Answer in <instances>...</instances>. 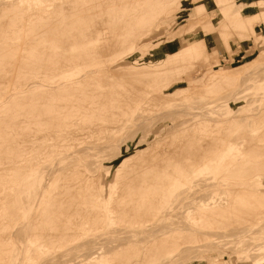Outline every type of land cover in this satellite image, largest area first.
<instances>
[{"label":"rangeland","instance_id":"1","mask_svg":"<svg viewBox=\"0 0 264 264\" xmlns=\"http://www.w3.org/2000/svg\"><path fill=\"white\" fill-rule=\"evenodd\" d=\"M56 1H59L62 5L65 3L67 8L58 12L55 6ZM259 1L261 0H224L222 3V0H217V2L215 0H108L105 5L106 9L103 8L100 14H87L85 17L79 14L73 15L72 8L74 4L70 0L46 1V3L51 4L47 9L50 16L48 19L51 23L49 31H68L71 27L68 32L70 38H62L65 41V46L59 49L55 43L54 47H50L52 51L61 50L63 56L68 54L73 56L77 52H83L85 58L95 56L98 52L101 59L107 60V62L100 63V65L104 64L103 66L98 65L99 70L89 78L90 81L88 79L83 80L76 88L77 91H82L83 88L84 91H87L92 88L90 91L88 90L90 93L93 90L92 93H95V91L101 92L102 98H99L100 101L99 99L95 101L96 103L99 102V105L92 104L93 102L90 103L91 105L87 108L90 112H84V115L88 116L85 122H91L94 119L91 117L97 114L99 120H96V122L94 120L93 123L97 124L101 121L105 126L100 124L99 127L97 124L99 132H95L98 135L96 138L95 133L90 136L87 135L88 140L87 137L85 138L82 135L84 141L80 139L81 143L79 145L69 148L67 146L62 149L64 151L61 150V144L66 142L65 139H68L65 138L66 135L64 134L63 137L54 134V139L52 136L50 142L54 141L51 143V149L43 145L38 148H36L37 146L32 147L29 145V141L20 143L21 149H17L19 146L13 139L14 137L22 139V136L13 134L8 144L0 142V199H3L1 203L8 206V209H0V212L8 210L12 213L11 216L0 215V264H95V262L96 264H102V262L104 264L105 262H108V264H264V88H261V85L264 86V2L258 3ZM2 9L0 8V74L3 75V78H0V86L5 83V77L8 78L10 75H14L15 67L21 68L20 61L27 59L32 52L35 54L36 49H38L39 37L42 36L41 31L24 32V29L19 27L22 23L20 14L13 9ZM225 11L227 12L225 13ZM202 13L204 14L202 15ZM200 14L202 16H199ZM10 22L11 24H8ZM78 23L81 25L79 24L80 27L77 28ZM32 25V22H26V27L31 28ZM144 25L147 26V30L146 28L144 30ZM192 25L193 27H190ZM17 28L18 30H16ZM183 28L188 29V31ZM91 29L93 30L91 31ZM32 37L37 39L35 43L31 44L30 38ZM195 40H202L205 43L206 51L201 47V50L205 51L203 54H201L200 48L197 47L196 55L192 58L186 57L179 61L175 59L176 63H182L183 67L177 64L172 66L165 78L159 79L157 75L150 71H147L148 75L140 76L139 71L141 69L150 70V67H154L157 61L166 59L171 53L174 54L178 50H183L190 43H194ZM71 41L74 42L71 43ZM76 41L80 42L77 43ZM22 43H26L25 47L22 46ZM93 48L94 50H92ZM8 51H11V53ZM13 52H15L14 55ZM20 53L28 56L23 57ZM41 55L46 56V54ZM114 59H121V66L118 67L117 71L114 69L115 64L112 62L115 61ZM6 60L13 61L8 65L13 68L9 74H5L8 72V66L4 63ZM110 61L111 63H109ZM105 64L109 67V70L108 67L104 68ZM110 70H114L115 73L110 72ZM213 70H227L229 76L222 82H215L213 85L207 86V93L204 89L199 91V93L204 91L203 93L199 94L197 92L193 96L191 94L181 95L177 100L178 106L163 105L159 102L150 103L148 102L149 99L145 97L151 86V93L160 92L164 94L187 87L190 84L203 83ZM105 71L106 75L104 74ZM153 76L155 78H152ZM177 79L178 81H176ZM234 82L236 83L233 86L244 88V94L247 96L245 95L236 102H228L227 94ZM115 84H118V86L114 88L113 85ZM143 84L147 86L145 87ZM134 86L140 88L138 90L141 91L137 92V88ZM93 87L98 88V90L93 89ZM131 90L134 93V95L132 94L133 97ZM58 92L56 91V94ZM69 93L71 94V92ZM123 93L131 96V98L124 96L127 99L133 98L131 103H128L127 100H120L119 97ZM102 94L107 98L114 94V97H116L114 103L112 101L107 102L106 97ZM197 94L198 96L201 95L200 98L197 97ZM134 96H136L135 99ZM69 97L67 96L66 99L62 100V105H64L61 108L62 113L71 111L73 102L77 105L81 104L75 101L65 103L67 99H73V97ZM140 98L139 103L136 102ZM49 103L56 104L57 102L53 99L44 100L42 105L47 106ZM28 104L26 103V105ZM93 105H97L99 108L95 107L96 110H91L90 107H94ZM107 105L113 106L114 111H106ZM14 107L22 108L23 105H18L16 100L7 103L4 109L14 112ZM203 107L206 108L202 110ZM127 108H131L132 111H126ZM1 111L2 108L0 115L2 114ZM174 111L175 113H173ZM164 112L166 118H163L165 117ZM100 114L109 117L114 115L116 119L124 116L127 120L118 124L117 120H113L111 117L109 121L104 120V118L101 119L102 117L108 118V116ZM137 117L138 119H136ZM206 117L209 119H204ZM210 119L211 121H209ZM202 120L203 122L206 120L205 123L209 122L211 125L218 124V130L216 127L210 126H205L200 130L199 126L195 125ZM72 122L76 121L72 120ZM0 123L2 125L1 120ZM77 123L75 125H82V128L78 126L76 130L74 129L75 125H72L73 128L72 126L68 127L67 131L72 129L71 133L74 130H76L75 133H78L79 130V133L85 134L87 129L83 132V121L80 119ZM178 123H182L180 127L188 126V128L178 135L168 133ZM107 124L115 126L111 129L110 137H106L108 135ZM92 137L94 138L93 143L91 142ZM77 138H80V134ZM176 138L181 143L178 144ZM227 140L241 147L242 154L236 156L239 157V160L235 158L219 160V155L222 152L221 148L225 147L224 143L226 144ZM78 141L71 140L72 143ZM118 141L120 143L117 144ZM92 144L94 146L97 144L99 147L97 145L93 147ZM116 144L119 146H115ZM25 145L27 146L24 148ZM210 145L213 147L212 149ZM90 149L94 150H91V152ZM141 150H146L148 154H143L144 156L138 158L132 156ZM97 151L101 154L95 155ZM176 151L178 152L175 153ZM90 152L92 155H90ZM153 153L158 157L156 158ZM126 156L131 157L127 158ZM211 156L214 158L210 159ZM89 161L90 165L94 162L93 168L97 164L95 170L91 166L88 167ZM118 162H124V167L117 166L116 163ZM98 165L102 166L105 172L101 174L96 171ZM109 166L111 168H108ZM118 167L122 174L116 172L117 176L114 169L117 170ZM8 168L13 173L11 179L6 177L9 171ZM39 171L40 173L43 172L41 176L44 177L43 181L47 185L43 193L37 197L35 187L38 181L35 176L39 177ZM109 171H111L110 174ZM94 172H97L96 175ZM107 173L109 175L106 177L105 174ZM85 178H87V181ZM103 178L110 180L113 178L115 185L124 187L125 193L123 192L122 195L126 196L125 199L117 200V203L123 204L121 205L122 208L115 207L116 199L113 201L112 209H115L113 214L115 222L111 225L98 223L101 217L100 212L98 208H93L91 205L93 194L88 190L89 187L94 188L100 185ZM84 180L86 185L82 183ZM89 180L94 185L91 186ZM80 185H83V187ZM86 188L87 190H85ZM251 190H254L255 193ZM166 195H172V200L164 206L161 210L162 213H155L158 205L169 200ZM144 197H147V199ZM225 202L228 203V206ZM31 204L36 207H31ZM53 204H57L55 211H51L54 209ZM216 204H218V207L220 204L223 206L226 204L227 206L226 210L221 209V216L208 217L207 214L200 216L203 211L202 207H210ZM121 209L125 213L118 216L117 212H121ZM208 211L211 210L208 209ZM86 212H91L89 221L92 224L88 221ZM226 213L227 215H225ZM42 215L43 217H41ZM74 216H77V218H73ZM79 216H83L82 220L85 223L81 221ZM5 217L10 219L7 226H5L6 223H2ZM75 221L79 223L77 222V224ZM87 223L88 225H86ZM38 225L39 227H37ZM177 227L184 231L179 232L180 235H176L177 232H174L172 237L170 231ZM37 228L39 229L37 230ZM17 230L18 234L16 233ZM6 231L7 233L9 231L10 233L11 231L14 232L12 240L7 241L1 238V236L7 235ZM3 232L6 234L3 235ZM47 236L49 237L47 238ZM34 238L35 241L40 240L36 241L38 245ZM43 238H46V240ZM92 238H94V242ZM30 241L36 246H33ZM172 242L174 243L173 247L176 246L173 250L168 248V245H171ZM39 243H41V246ZM37 246H40L44 252ZM36 250H39L40 253ZM97 250L101 251V254L98 255L102 256V262L100 259L95 258L94 260L92 258V256H96ZM27 252L30 253L26 256ZM28 258L30 261H28ZM31 259L34 260L31 261ZM88 260L92 261L88 263Z\"/></svg>","mask_w":264,"mask_h":264},{"label":"bare ground","instance_id":"2","mask_svg":"<svg viewBox=\"0 0 264 264\" xmlns=\"http://www.w3.org/2000/svg\"><path fill=\"white\" fill-rule=\"evenodd\" d=\"M46 1L47 0H0V8L2 9H4V8H7L8 10L9 9H13V10H15L17 13H19L20 14V19H22L21 20V22L22 23H20L21 25L19 26V27H21V29H24V32H29L30 31V33L32 32V31H41V33H42V36H40L39 37V43L37 44L38 45V49H36V52H35V54L32 52V53H30V55L28 56V55H26V54H23L22 55V53H20L23 57H27L28 56V58L27 59H23L22 61H20L21 62V68H16L15 67V69L16 70H14L13 71V73H14V75H10V77H8V78H6L5 77V83L4 84H2L1 86H0V110H1V108H2V114L0 115V120L2 121V125H1V123H0V142H2V143H7L8 144V142H9V140H11L10 138L12 137L11 135L13 134V135H20V136H22L21 138L22 139H20V137H14V141L17 143V145L19 146V144L20 143H23L24 141H29V145L30 146H32V147H36V148H38V147H42V145L44 146V147H49V149H51L52 147V142L54 141V140H52V142H50V140L52 139V136H53V139L55 138V136H54V134H58L60 137L62 136L63 137V134L64 135H66L65 136V138H68L67 140L65 139V143H62L61 144V146H62V148H61V150L63 149V148H65V147H67L68 146V148L69 147H71V146H77V145H79L80 143H81V141H80V139L81 140H83L84 141V139H83V137H81L82 135L86 138L87 137V135L88 136H90L91 134H93V133H95V132H99V130H98V126L100 125V124H104V123H102L101 121L99 122V123H97L98 124V126H97V124L96 123H93L94 122V120H95V122H96V120H99V117H97V114L96 115H93L91 118L93 119V121H87V122H85V120L87 119V117L88 116H85L84 115V112H87L88 111V109L87 108H89V106L91 105L90 103H92V104H94V103H96L95 101H97L99 98L101 99L102 97H101V92L100 91H95V93H90L89 91H90V89H92V88H90V89H86L87 91H84V88H83V90L82 91H80L79 89V91H77V85L82 81L83 82V80L85 81L86 79H88L89 80V78L90 77H92V75L94 74V73H97V71L99 70V67H98V65H100V63H103V62H107V60H105V59H101L99 56H98V52H96L97 53V55H95V56H90V57H84V55H83V52H77L76 53V55L74 54L73 56H69L70 54H68V55H66V56H63L62 55V52H61V50H58L57 52H55V51H52L51 49H50V47H54V44L56 43L57 45H58V47H59V49H61L63 46H65V41H63L62 40V38H70V37H68V32L71 30V27H70V30H68V31H66V30H61V31H57V32H50L49 31V27H50V25H51V23H50V21H49V19H48V17H50L49 15H48V7L51 5L50 3H46ZM66 1V0H65ZM262 1L264 2V0H261V1H259L258 3H262ZM59 2V1H58ZM57 1H56V4H55V6L57 7L56 9H57V11L59 12V11H62V10H64V9H66L67 7H66V5H65V3H63L64 5H62L60 2L58 3ZM68 2V1H67ZM70 2H72L74 5H73V8H72V13H73V15H76V14H79V15H81V16H83V17H85L87 14H90V15H92V14H95V15H98V14H100L101 13V11H103L102 9L103 8H105V5H106V2H108V0H70ZM177 3V2H176ZM255 3V2H254ZM68 4H69V2H68ZM111 4V3H110ZM109 4V5H110ZM116 4V3H115ZM108 5V6H109ZM113 5V4H112ZM177 5V4H176ZM111 6V5H110ZM204 6V5H203ZM174 8V7H173ZM2 9V10H3ZM106 9V8H105ZM200 9H204V8H200ZM172 12V11H171ZM227 11H225V13H226ZM238 12H239V10H238ZM52 13V12H51ZM60 13H64V12H60ZM71 13V14H72ZM53 14V13H52ZM107 14V13H106ZM109 14V13H108ZM204 13H202V15H203ZM228 14V13H227ZM4 15V14H3ZM110 15V14H109ZM112 15V14H111ZM144 15V14H143ZM201 14L199 15V16H202ZM2 16V15H1ZM89 16V15H88ZM87 16V17H88ZM145 16V15H144ZM94 17V16H93ZM110 17H112V16H110ZM204 17V16H203ZM82 18V17H81ZM97 18V17H96ZM100 18V17H99ZM108 18H109V16H108ZM146 18V17H145ZM150 18V17H149ZM202 19V18H201ZM74 20V19H73ZM94 20V19H93ZM99 20V19H98ZM106 20V19H105ZM203 20H204V18H203ZM202 20V21H203ZM7 21V20H6ZM20 21V20H19ZM77 21V20H76ZM75 21V22H76ZM83 21H85V20H83ZM108 21V20H107ZM138 21V20H137ZM151 21V20H150ZM8 22V21H7ZM26 22H32L33 23V25H32V27L31 28H29V27H26ZM35 22V23H34ZM74 22V23H75ZM95 22H96V20H95ZM19 23V22H18ZM86 23V22H85ZM142 23V22H141ZM149 23V22H148ZM8 24H11V22L10 23H8ZM80 23H78V25H79ZM97 24V23H96ZM95 24V26H97ZM98 24H99V22H98ZM145 24V23H144ZM15 25V24H14ZM77 25V28L78 27H80V25L78 26ZM186 25V24H185ZM12 26V25H11ZM10 26V27H11ZM138 26H140V25H138ZM145 26V25H144ZM196 26V25H195ZM17 27V26H16ZM150 27H151V25H150ZM184 27V26H183ZM190 27H193V25L192 26H190ZM189 27V28H190ZM75 28V27H74ZM93 28V27H92ZM97 29H99L98 27H96ZM101 28V27H100ZM145 28H146V30H147V26H145L144 27V30H145ZM149 28V27H148ZM195 28V27H194ZM224 28V27H223ZM14 29V28H13ZM84 29V28H83ZM96 29V30H97ZM142 29H143V27H142ZM151 29V28H150ZM184 30L186 29V28H183ZM229 29V28H228ZM16 30H18V28L16 29ZM76 30V29H75ZM81 31H82V28L80 29ZM93 29H91V31H92ZM95 30V31H96ZM143 30V31H144ZM190 31H191V29H189ZM225 30H227V29H225ZM50 32V33H48V34H46L47 32ZM90 31V30H89ZM94 31V33H96ZM98 31V30H97ZM186 31H188V29H186ZM185 31V32H186ZM228 31V30H227ZM227 31H225V32H227ZM9 32V31H8ZM72 32V31H71ZM88 32V31H87ZM86 32V33H87ZM99 32V31H98ZM183 32V31H182ZM73 33V32H72ZM45 34V35H44ZM90 34H91V32H90ZM142 34V33H141ZM227 34V33H226ZM255 34V33H254ZM13 35V34H12ZM72 35V34H71ZM78 35V34H77ZM88 36H89V34H87ZM98 35V34H97ZM228 35V34H227ZM83 36H84V34H83ZM87 36V37H88ZM91 37V36H90ZM89 37V38H90ZM93 37V36H92ZM228 37V36H227ZM263 37V36H262ZM7 38V37H6ZM9 38H10V36H9ZM8 38V39H9ZM83 38H85V37H83ZM98 38V37H97ZM103 38V37H102ZM36 39L37 38H35V37H32V38H30V40H31V44L32 43H35V41H36ZM72 39V38H71ZM81 39V38H80ZM91 39V38H90ZM74 40V39H73ZM205 40V39H204ZM83 41V40H82ZM260 41V40H259ZM74 42V41H73ZM72 41H71V43H73ZM77 42V41H76ZM78 42H80V41H78ZM77 42V43H78ZM88 42V41H87ZM261 42V41H260ZM19 43V42H18ZM26 43H28V42H26ZM25 43V44H26ZM82 43V42H81ZM23 44V43H22ZM25 44H23L22 46H24L25 47ZM9 45H10V43H9ZM14 45V44H13ZM29 45V44H28ZM34 45V44H33ZM71 45V44H70ZM21 46V47H22ZM97 46V45H96ZM95 46V47H96ZM28 47H30V46H28ZM94 47V48H95ZM197 47H199L200 48V50H201V47L202 48H204V50L206 51V45H205V43L202 41V40H198V41H196L195 40V42L194 43H190L188 46H186L185 48H183V50H178V51H176V52H174V54L173 53H171L166 59H164V60H161V61H157L156 62V65L154 66V67H150V70L148 69V70H146V69H141L138 73L140 74V76H145V75H148V73H147V71H150V72H152V73H154L155 75H157V77H159V79L160 78H165V76L168 74V71H170V69H172V66H175L176 64L177 65H183L182 63H180V62H177L176 63V61H175V59H177V61H179V60H181L182 58H186V57H188L189 59L190 58H192L194 55H196V50H198V48ZM16 48V47H15ZM18 48V47H17ZM16 48V49H17ZM23 48V47H22ZM94 48L92 49V50H94ZM19 49H21V48H19ZM90 49V48H89ZM108 49V48H107ZM182 49V48H181ZM24 51H25V49H23ZM23 50H20V51H23ZM57 50V49H56ZM76 50V49H75ZM91 50V49H90ZM96 50H97V48H96ZM106 50V49H105ZM204 50H201V54H203L205 51ZM83 51V50H82ZM87 51H89V50H87ZM98 51V50H97ZM110 51V50H109ZM113 51V50H112ZM8 52H10L11 53V51H8ZM100 52H101V50H100ZM99 52V53H100ZM14 53L15 52H13L12 54L14 55ZM17 53V52H16ZM69 53V52H68ZM87 53V52H86ZM41 54H46V56L45 57H43ZM88 54V53H87ZM90 54H92L91 52H90ZM105 54V53H104ZM10 55V54H9ZM15 55H17V54H15ZM205 55H206V53H205ZM204 55V56H205ZM106 56V55H105ZM9 57V56H8ZM8 57H7V59H8ZM19 57V56H18ZM198 57H199V55H198ZM16 58H17V56H16ZM44 58V59H43ZM120 58V57H119ZM11 59V58H10ZM14 60H16V59H14ZM19 60V59H18ZM115 60V59H114ZM17 61V60H16ZM2 62H3V59H2ZM13 61L12 60H6L4 63L8 66V65H10L11 63H12ZM113 62V64H115V66H114V69L117 71V69H118V67H120L121 66V59L120 60H115V61H112ZM136 62V61H135ZM183 62H184V59H183ZM109 63H111V61L109 62ZM178 63H180V64H178ZM185 63V62H184ZM108 64V63H107ZM112 64V65H113ZM150 64V63H149ZM155 64V63H154ZM153 64V65H154ZM5 65V66H6ZM17 65H18V63H17ZM17 65H15V66H17ZM104 65V64H103ZM103 65H100V67L101 66H103ZM146 65V64H145ZM4 66V65H3ZM111 66V65H110ZM151 66H152V64H151ZM106 67H108V66H106V64H105V66H104V68H106ZM141 67V66H140ZM183 67V66H182ZM211 67V66H210ZM125 68V67H124ZM174 68V67H173ZM7 71L8 72H6L5 73V71H4V73L5 74H9L10 72H12V69L13 68H11V67H7ZM108 70H109V67L107 68ZM130 69V68H129ZM133 69H135V68H133ZM4 70V69H3ZM120 70V69H119ZM132 70V69H131ZM139 70V69H138ZM184 70V69H183ZM100 71H102V70H100ZM114 71V70H113ZM112 70H110V72H113ZM123 71V70H122ZM121 71V72H122ZM126 71V70H125ZM185 71V70H184ZM109 72V71H108ZM132 72V71H131ZM135 72V71H134ZM186 72V71H185ZM106 73V71L104 72V74ZM113 73H115V72H113ZM137 73V74H138ZM4 74V75H5ZM107 74V73H106ZM105 74V75H106ZM109 74V73H108ZM130 74V73H129ZM98 75V74H97ZM111 75H112V73H111ZM135 75V74H134ZM181 75H183V74H181ZM189 75V74H188ZM101 76V75H100ZM110 76V75H109ZM114 77H115V75H113ZM151 76V75H150ZM184 76H185V74H184ZM228 76H229V71H227V70H213L212 72H210L209 74H208V76H207V78L204 80V82L203 83H198V84H190V85H188L187 87H183V88H179V89H175V91H170L169 93H160V92H154V93H151V88H152V86L150 87V90H146L147 91V93H146V95H145V97L147 98V99H149V101L148 102H150V103H154V102H159V103H162L163 105L165 104V105H170V106H172V105H176V106H178L177 104H179L178 102H177V100L180 98V96L181 95H183V94H191L192 96H193V94L194 93H199V91L200 90H204L205 89V92L207 93V91H206V87L207 86H210V85H213L215 82H222V81H224L226 78H228ZM0 78H3V75H1L0 74ZM152 78H155V76H153ZM176 78V77H175ZM181 78V77H180ZM180 78H178V79H180ZM186 79H187V77H185ZM128 79V78H127ZM157 79V78H156ZM173 79V78H172ZM178 79L176 80V81H178ZM183 79V78H182ZM253 79V78H252ZM93 80V79H92ZM91 80V81H92ZM116 80V79H115ZM148 80V79H147ZM155 80V79H154ZM90 81V80H89ZM110 81V80H109ZM108 81V82H109ZM146 81V80H145ZM152 81V80H151ZM161 81V80H160ZM167 81V80H166ZM169 81V80H168ZM180 81H182V80H180ZM144 82V81H143ZM157 82V81H156ZM159 82V81H158ZM237 82V81H236ZM236 82H234V83H232L231 85H232V87L229 89V92H228V94H227V101L229 102V101H233V102H236L238 99H240V98H242V97H244L246 94H244V91H245V89L244 88H241L240 86L239 87H235V85L233 86V84H235ZM102 83H104L103 81H102ZM109 83H111V82H109ZM121 83V82H120ZM153 83H154V81H153ZM166 83V82H165ZM81 84V83H80ZM90 84H91V82H90ZM105 84V83H104ZM123 84V83H122ZM151 84H152V82H151ZM168 84V83H167ZM83 85H85V84H83ZM144 85V84H143ZM150 85V84H149ZM158 85V84H157ZM104 86V85H103ZM118 86V84H115V85H113V87L115 88V87H117ZM145 86V85H144ZM147 86V85H146ZM145 86V87H146ZM83 87H85V86H83ZM96 87V86H95ZM95 87H93V89H95V90H98V88L96 89ZM108 87V86H107ZM135 87V86H134ZM86 88V87H85ZM110 88V87H109ZM135 88H137V87H135ZM166 88V87H165ZM261 88H264V86L263 85H261ZM102 89H104V88H102ZM138 89H140V88H137L136 90H137V92L138 91H141V90H138ZM56 91L58 92V94H56ZM105 91V90H104ZM115 91V90H114ZM132 91V90H131ZM145 91V92H146ZM69 92H71V94L69 93ZM119 92V91H118ZM126 92H127V90H126ZM144 92V91H143ZM204 92V91H203ZM202 91L200 92V93H203ZM108 93V92H107ZM110 93V92H109ZM116 93V92H115ZM120 93V92H119ZM131 93V92H130ZM136 93V92H135ZM199 93V94H200ZM56 94V95H55ZM121 94V93H120ZM134 95V93H133V91H132V93H131V95ZM138 94V93H137ZM103 95V94H102ZM111 95V94H110ZM133 95H132V97H133ZM143 95V94H142ZM165 95H167L166 97H165ZM203 95V94H202ZM67 96H70V97H73V99L71 98V99H67V102H65V103H67L68 104V101H75V102H79V103H81L80 105L78 104H75L74 102H73V107H72V110L71 111H69V112H67V113H62V111L63 110H61V108H62V106H64V105H62V100H64V99H66L67 98ZM104 96V95H103ZM107 96H109V95H107ZM116 96V95H115ZM124 96H129V95H127L126 93H123V95H121L119 98H120V100L121 101H128V103H131L132 102V99H127V97H124ZM137 96V95H136ZM136 96H134V99H135V97ZM139 96V95H138ZM195 96V95H194ZM199 96H201V95H199ZM198 96V94H197V97H199ZM247 96V95H246ZM69 97V98H70ZM104 97H106V96H104ZM130 98H131V96H129ZM143 97V96H142ZM183 97V96H182ZM203 97H205V96H203ZM202 97V98H203ZM89 98V99H88ZM159 98H161V99H159ZM200 98V97H199ZM50 99H53V100H55L57 103L56 104H52V103H49L47 106H44V104L42 105V102H44V100L45 101H47V100H50ZM100 99H99V101H100ZM106 99H107V102H109V101H112L113 103H114V101H115V99H116V97H114V94L113 95H111V96H109L108 98L106 97ZM144 99V98H143ZM182 99V98H181ZM244 99V98H243ZM242 99V100H243ZM264 99V98H263ZM18 101V105H20V104H22L23 105V107L22 108H19V107H14L13 108V110H14V112H10V111H6L5 109H4V107H5V105L7 104V103H9V102H12V101ZM61 100V101H60ZM141 100V98L140 99H137L136 100V102H138L139 103V101ZM159 100V101H158ZM162 100V101H161ZM102 101V100H101ZM104 102H105V100H104ZM142 102V101H141ZM209 102V101H208ZM26 103H29L28 105H26ZM96 104H98L99 105V102L98 103H96ZM106 104V103H105ZM112 104V103H111ZM108 105H110L109 103H108ZM107 105V106H108ZM151 105V104H150ZM149 105V106H150ZM158 105H160V104H158ZM200 105H203V104H200ZM94 106V105H93ZM152 106V105H151ZM199 106V105H198ZM206 106V105H205ZM71 107V106H70ZM69 107V108H70ZM95 107H97V105L96 106H94V107H90V109L91 110H96L97 108H99V106L97 107V108H95ZM201 107V106H200ZM209 107V106H208ZM207 107V108H208ZM101 108V107H100ZM132 108V107H131ZM131 108H127L126 109V111H132L131 110ZM171 108V107H170ZM175 108V107H174ZM173 108V109H174ZM178 108H180V107H178ZM197 108V107H196ZM202 108V107H201ZM206 108V107H205ZM204 107H203V109L202 110H204L205 109ZM67 109V108H66ZM66 109H64L65 111H66ZM102 109V108H101ZM172 109V110H173ZM100 110V109H99ZM103 110V109H102ZM107 110H110V111H114V107L113 106H108V107H106V111ZM170 110V109H169ZM171 110V111H172ZM202 110H200V111H202ZM56 111V112H55ZM175 111H176V108H175ZM175 111L173 112V113H175ZM236 111V110H235ZM88 112H90V111H88ZM87 112V113H88ZM96 112V111H95ZM109 112V111H108ZM177 112V111H176ZM198 112V111H197ZM232 112V111H231ZM92 113V112H91ZM105 113V112H104ZM161 113H162V111H161ZM160 114V113H159ZM164 114V116H165V112L163 113ZM163 114H161V115H163ZM235 114V113H234ZM99 115V114H98ZM100 115H104V114H100ZM151 115V114H150ZM155 115V114H154ZM156 115H157V113H156ZM169 115V114H168ZM172 115V114H171ZM170 115V116H171ZM104 116H108V115H104ZM113 117H111V118H113V120L114 119H116V117L114 116V115H112ZM145 116V115H144ZM90 117V116H89ZM109 116H108V118H105V117H102L101 119H103L104 118V120L106 119L107 121H109L110 118ZM161 117V116H160ZM163 117V116H162ZM161 117V118H162ZM238 117V116H237ZM236 117V118H237ZM163 118H166V116L165 117H163ZM82 120L83 121V132H84V130L85 129H87V132L85 131V134H81V133H79V130H78V133L80 134V138H77V137H79V134L78 133H75V131L77 130V127L79 126V125H75V123H77V121L79 122V120ZM136 119H138V117L136 118ZM159 119V117L157 118V120ZM204 119H209V118H204ZM72 120H74V121H76V122H72ZM90 120V119H89ZM103 120V121H104ZM117 121V123L119 124V123H123V122H125L126 120H127V118H125L124 116H122L121 118H117L116 119ZM144 120V119H143ZM156 120V119H155ZM162 120V119H161ZM199 121H200V119H199ZM197 122V124L195 125V126H199V129L201 130L203 127L205 128V126H207V127H216L217 128V130H218V127H219V125L218 124H214V125H211V124H209V122L208 123H205L206 122V120H204V122H203V120L201 121V122ZM209 121H211V119L209 120ZM106 122V121H105ZM152 122V121H151ZM195 122V121H194ZM217 122V121H216ZM221 122V121H220ZM146 123V122H145ZM144 123V125H146ZM184 123V122H183ZM185 123H186V121H185ZM219 123V122H218ZM250 123V122H249ZM78 124V123H77ZM137 124V123H136ZM148 124V123H147ZM182 123H178V124H176V125H174L173 127H172V129H170V131L168 132V133H172V134H174V135H178V134H180L184 129H187L188 128V126H183V127H180V125H181ZM72 125H75L74 126V129H76V130H74V132L73 133H71L72 132V129H71V131H67V128L69 127H71ZM102 125H101V127H102ZM108 125V124H107ZM106 125V126H107ZM139 125V124H138ZM142 125V124H141ZM259 125V124H258ZM103 126H105V125H103ZM79 127H81L82 128V125H80ZM95 127H97V128H95ZM100 127V126H99ZM113 127H115L114 125H108V128H107V136L106 137H108L110 134H111V129H113ZM137 127V126H136ZM147 127H148V125H147ZM151 127H152V125H151ZM72 128H73V126H72ZM81 128H79V129H81ZM102 128H104V127H102ZM139 128V127H138ZM142 128H144L143 126H142ZM146 128V127H145ZM221 128V127H220ZM98 131H97V130ZM211 129V128H210ZM209 129V130H210ZM94 130H96V131H94ZM134 130V129H133ZM141 130V129H140ZM220 130V129H219ZM82 131V130H81ZM101 131H104V130H101ZM100 131V132H101ZM106 131V130H105ZM138 131V130H137ZM147 131V130H146ZM69 132H70V134H69ZM139 132V131H138ZM214 132V131H213ZM66 133V134H65ZM106 133V132H105ZM104 133V134H105ZM135 133H136V131H135ZM211 133V132H210ZM202 134V133H201ZM102 135V134H101ZM134 135V134H133ZM137 135V134H136ZM145 135V134H144ZM25 136V137H24ZM58 136V137H59ZM95 138L98 136V135H96V133H95ZM100 136V135H99ZM102 137V136H101ZM100 137V138H101ZM110 137V136H109ZM145 137V136H144ZM90 138V137H89ZM99 138V139H100ZM103 138V137H102ZM101 138V139H102ZM146 138V137H145ZM92 140H91V142L93 141L94 142V138L92 137L91 138ZM98 139V138H97ZM98 139V140H99ZM144 139V138H143ZM213 139V138H212ZM230 139V138H229ZM57 140H58V138H57ZM64 140V139H63ZM71 140H79L78 142H76V143H72L71 142ZM87 140H88V137H87ZM97 140V141H98ZM108 140V139H107ZM116 140H118V139H116ZM124 140V139H123ZM176 140H178V144L179 143H181V142H179V139H177L176 138ZM206 140H208V139H206ZM205 140V141H206ZM60 141V140H59ZM95 141H96V139H95ZM145 141V140H144ZM157 141V140H156ZM209 141V140H208ZM61 142V141H60ZM64 142V141H63ZM90 142V141H89ZM92 142V143H93ZM141 142H142V140H141ZM187 142V141H186ZM210 142V141H209ZM1 143V144H2ZM5 143V144H6ZM12 143H13V141H12ZM59 143V142H58ZM58 143H57V145H58ZM87 143H88V141H87ZM97 143H99V142H97ZM105 143V142H104ZM103 143V144H104ZM118 143H120L119 141L117 142V144ZM123 143V142H122ZM125 143H126V141H125ZM143 143V142H142ZM157 143V142H156ZM177 143V142H176ZM4 144V145H5ZM86 144V143H85ZM113 144V143H112ZM115 144V143H114ZM115 145V146H119V145ZM169 144V143H168ZM195 144V143H194ZM10 145H11V143H10ZM14 145V144H13ZM55 145H56V143H55ZM55 145H54V147H55ZM93 145V144H92ZM91 145V146H92ZM96 145L97 144H95V146L93 145V147H96ZM102 145V144H101ZM110 145H111V143H110ZM122 145V144H121ZM189 145V144H188ZM224 145H225V147H223V148H221V155H219L220 157H219V160H225V159H229V158H235V159H238L239 157H236L238 154H242V150H241V147L240 146H238L236 143H231V142H229L228 140H227V143L225 144L224 143ZM20 146H21V144H20ZM20 146H19V148H17V149H21L20 148ZM27 145H25L24 146V148L26 147ZM60 146V147H61ZM83 146H85V145H83ZM82 146V147H83ZM107 146H109V145H107ZM107 146H106V148H107ZM211 146V145H210ZM11 147H12V145H11ZM23 147V146H22ZM90 147V146H89ZM97 147H99L98 145H97ZM30 148V147H29ZM88 148V147H87ZM102 148V147H101ZM208 148H210V147H208ZM213 147L211 146V149H212ZM16 149V148H15ZM79 149H80V147H79ZM79 149H74V150H78V151H80ZM99 149V148H98ZM103 149H105V148H103ZM102 149V150H103ZM108 149V148H107ZM156 149V148H155ZM30 150H31V148H30ZM89 150V149H88ZM91 150H94V149H90V151ZM97 150V149H96ZM96 150H95V152H96ZM120 150V149H119ZM206 150V149H205ZM50 151H52V150H50ZM60 151V150H59ZM62 151H64V150H62ZM72 151V150H71ZM77 151V152H78ZM100 151V150H99ZM105 151H106V149H105ZM153 151V150H152ZM162 151V150H161ZM160 151V152H161ZM215 151V150H214ZM68 152H70V151H68ZM74 152V151H73ZM92 152V151H91ZM91 152H90V155H92L91 154ZM94 152V153H95ZM100 152H102L103 153V151H100ZM107 152V151H106ZM117 152V151H116ZM115 152V153H116ZM163 152V151H162ZM178 151H176L175 153H177ZM180 152V151H179ZM72 153V152H71ZM99 152L97 151V153H95V155H97ZM121 153V152H120ZM147 152H146V150L144 151V150H141L140 152H136L134 155H132V156H135V157H141L143 154L144 155H147L146 154ZM150 153V152H149ZM175 153H174V155H175ZM212 154H214L213 152H211ZM70 154V153H69ZM69 154H68V156H69ZM74 154V153H73ZM99 154H101V153H99ZM109 154V153H108ZM116 154H119V153H116ZM158 154H159V152H158ZM161 154V153H160ZM197 154V153H196ZM210 154V153H209ZM14 155V154H13ZM143 155V156H144ZM153 155L154 156H156L155 155V153H153ZM211 155V154H210ZM209 155V156H210ZM8 156V155H7ZM60 156V155H59ZM109 156V155H108ZM111 156V155H110ZM149 156V155H148ZM217 156V155H216ZM118 157V156H117ZM127 158L128 157H131V156H126ZM152 157V156H151ZM158 156H156V158H157ZM173 157V156H172ZM175 157V156H174ZM183 157V156H182ZM6 158H10V157H6ZM108 158V157H107ZM112 158V157H111ZM115 158H116V156H115ZM160 158V157H159ZM207 158V157H206ZM214 157H212L211 156V158L210 159H213ZM64 159V158H63ZM162 159V158H161ZM172 159V158H171ZM170 159V160H171ZM200 159V158H199ZM210 159H209V161H210ZM218 159V158H217ZM11 160V159H10ZM59 160V159H58ZM110 160V159H109ZM131 160H133V159H131ZM163 160V159H162ZM178 160V159H177ZM181 160V159H180ZM187 160H188V158H187ZM215 160V159H214ZM214 160H212V161H214ZM232 160V159H231ZM239 160V159H238ZM237 160V161H238ZM241 160H242V158H241ZM240 160V161H241ZM111 161V160H110ZM123 161H124V159H123ZM141 161H142V159H141ZM161 161V160H160ZM217 161V160H216ZM58 162V161H57ZM91 162H92V160H91ZM195 162V161H194ZM193 162V163H194ZM219 162V161H218ZM89 164H88V167L89 166H91L92 168H93V163H91L92 165H90V161L88 162ZM96 163H98V162H96ZM124 163V162H123ZM123 163H116V165L117 166H123V165H125V164H123ZM130 163V162H129ZM178 163V162H177ZM179 164V163H178ZM195 164V163H194ZM56 165V164H55ZM97 165V164H96ZM96 165H94L95 166V168H96ZM114 166H115V164H113ZM112 165V166H113ZM148 165V164H147ZM99 166V165H98ZM218 166H220V165H218ZM217 166V167H218ZM124 167V166H123ZM95 168H93L94 170H95ZM108 168H111L110 166L108 167ZM91 169V168H90ZM8 172H7V176L6 177H8L9 179H11L12 178V176H13V173H12V171H11V169L10 168H8ZM87 170V169H86ZM89 170V169H88ZM96 171H98V172H100L101 174L103 173V172H105V170H104V168L102 167V166H99L98 168H97V170ZM125 171V170H124ZM91 172V171H90ZM116 172H118L119 174L121 173L122 174V172H121V170L119 169V167L117 168V170H115L114 169V173L116 174ZM41 173H43V172H41ZM41 173H40V171H39V177H37V175L35 176V178H36V180L38 181V184L36 185V187H35V190H36V196L38 197V196H40L42 193H43V191H44V189L46 188V183H44V181H43V176H41ZM86 173V172H85ZM95 173V172H94ZM93 173V174H94ZM97 173V172H96ZM96 173H95V175H96ZM109 174L111 173V171H109L108 172ZM105 174L106 175V177L109 175V174ZM182 173V172H181ZM87 174V173H86ZM99 174V173H98ZM117 175V174H116ZM183 175V174H182ZM115 176V175H114ZM118 176V175H117ZM84 177V176H83ZM98 177H101V176H98ZM116 177V176H115ZM122 177H123V175H122ZM127 177V176H126ZM94 178V177H93ZM87 178H85V180H86ZM88 179H89V177H88ZM101 179V178H100ZM100 179H99V181H100ZM179 179H180V177H179ZM82 180V179H81ZM84 180V182L82 181V183H85V185H86V181ZM89 181H91V180H89ZM88 181V182H89ZM94 181H95V179H94ZM125 181H128V180H125ZM124 181V182H125ZM98 182V181H97ZM117 182V181H116ZM120 182V181H119ZM81 183V184H82ZM115 183V181H113V178L110 180V179H107V178H103V180H101V182H100V185H97V186H95L94 188H92V187H89L88 188V190L93 194L92 196V200H91V205L93 206V208H98L99 209V212H100V219L98 220V223H102V225H111V223H113V222H115V220H114V218H113V214L115 213V209L113 210L112 209V203H113V201H115V199H116V206L115 207H120V208H122V206L121 205H123L122 203H117V200H120V199H125V197L126 196H123L122 194H123V192H124V187H121L120 185L119 186H117V185H115L114 184ZM126 183V182H125ZM142 183H143V181H142ZM88 184V183H87ZM89 184H90V182H89ZM116 184H119V183H116ZM259 184H260V182H259ZM92 185H94V184H92V181H91V186ZM125 185V184H124ZM81 186V185H80ZM79 186V188H81V187H83V185L80 187ZM90 186V185H89ZM85 188V187H84ZM129 188V187H128ZM133 188V187H132ZM164 189V188H163ZM85 190H87V188L85 189ZM78 191V190H77ZM81 191V190H80ZM159 191V190H158ZM252 192H254L255 193V191L254 190H251ZM82 192H84V191H82ZM82 192H81V194H82ZM130 192V191H129ZM132 192V191H131ZM161 192V191H160ZM125 193V192H124ZM84 194V193H83ZM86 195V194H85ZM122 195V196H121ZM126 195V194H125ZM231 195V194H230ZM149 196V195H148ZM158 196V195H157ZM167 196V198L169 199V200H167L166 202H164V203H162V204H160V205H158L157 206V209H156V212L155 213H162L161 212V210L164 208V206L167 204V203H169L171 200H172V195H166ZM84 197V196H83ZM133 197H134V194H133ZM231 197V196H230ZM91 198V197H90ZM145 198V197H144ZM165 198V197H164ZM166 198V199H167ZM214 198V197H213ZM135 199H137V198H135ZM145 199H147V197L145 198ZM149 199V198H148ZM161 200V199H160ZM213 200V199H212ZM222 200H224V199H222ZM228 200V199H227ZM85 201V200H84ZM128 201V200H127ZM145 201V200H144ZM146 201H148V200H146ZM220 201H221V199H220ZM1 202H3V199H0V209H8V206L7 205H5V204H3V203H1ZM126 202V201H125ZM124 202V203H125ZM161 202V201H160ZM84 203V202H83ZM145 203V202H144ZM148 204H149V202H147ZM147 203H146V205H147ZM209 203V202H208ZM217 203V202H216ZM226 203V202H225ZM85 204V203H84ZM136 204V203H135ZM156 204V203H155ZM219 204V203H218ZM218 204H216V205H214V206H210V207H208V206H205V207H202V209H203V211H202V213L200 214V216L202 215V214H204V216L207 214V216L208 217H215V216H218V215H220V211H221V209H227L226 207L228 206V203H226L227 204V206H226V204L223 206V205H221L220 204V206L218 207ZM126 205V204H125ZM124 205V206H125ZM157 205V204H156ZM170 205H172L171 203H170ZM205 205V204H204ZM57 206V204H53V208L54 209H52L51 211H55V207ZM82 206V205H81ZM86 206V205H85ZM91 206V207H92ZM123 206V207H124ZM132 206V205H131ZM168 206V205H167ZM217 206V207H216ZM31 207H36L34 204H31ZM66 207V206H65ZM76 207H78V206H76ZM80 207V206H79ZM140 207V206H139ZM138 207V208H139ZM82 208H84V207H82ZM101 208H102V210H101ZM146 208H148V207H146ZM165 208H167V207H165ZM71 209V208H70ZM77 209V208H76ZM88 209H90V208H88ZM125 209V208H124ZM208 209H210L211 211H208ZM78 210V209H77ZM80 210H81V208H80ZM84 210H85V208H84ZM91 210V209H90ZM130 210V209H129ZM166 210V209H165ZM164 210V211H165ZM240 210V209H239ZM199 211V210H198ZM207 211V212H206ZM238 211V210H237ZM49 212V211H48ZM75 212V211H74ZM93 212H96V211H93ZM116 212H117V210H116ZM132 212V211H131ZM229 212V211H228ZM55 213V212H54ZM73 213V212H72ZM82 213V212H81ZM87 213V212H86ZM91 213V212H90ZM90 213H87L86 215H87V217H88V221H89V219L91 218V215L89 216V214ZM118 213V216L120 215V214H124L125 212H124V210H123V212H122V209H121V212H117ZM116 213V214H117ZM43 214V213H42ZM143 214V213H142ZM150 214H153V213H150ZM164 214V213H163ZM167 214V213H166ZM223 214V213H222ZM0 215H5V216H11L12 215V213L10 212V211H8V210H6V211H4V212H0ZM40 215V214H39ZM62 215H64V214H62ZM67 215V214H66ZM69 215V214H68ZM78 215H80V213H78ZM82 215H83V213H82ZM141 215V214H140ZM225 215H227V213L225 214ZM98 216V215H97ZM115 216V215H114ZM195 216V215H194ZM199 216V217H200ZM221 216V215H220ZM229 216V215H228ZM41 217H43V215L41 216ZM80 217V216H79ZM82 217L83 216H81L80 218H81V221H83L82 220ZM85 217V216H84ZM90 217V218H89ZM126 217V216H125ZM51 218V217H50ZM73 218H77V216L75 217H73ZM79 218V219H80ZM93 218V217H92ZM194 218V217H193ZM233 218V217H232ZM36 219V218H35ZM43 219V218H42ZM79 219H78V221H79ZM85 219V218H84ZM87 219V218H86ZM96 219V218H95ZM127 220H128V217L126 218ZM136 219V218H135ZM198 219V218H197ZM210 219V218H209ZM221 219V218H220ZM219 219V220H220ZM238 219V218H237ZM242 219V218H241ZM40 220V219H39ZM38 220V221H39ZM51 220V219H50ZM93 220V219H92ZM91 220V221H92ZM130 220V219H129ZM143 220V219H142ZM216 220V219H215ZM217 220H218V217H217ZM41 221V220H40ZM78 221H75L76 223L78 222ZM87 220H86V222H88ZM136 221V220H135ZM195 221H197V220H195ZM200 221V220H199ZM199 221L197 222V224L199 223ZM203 221V220H202ZM207 221H209V220H207ZM9 222H10V219H9V217H5L4 219H3V221H2V223H6L5 224V226H7L8 224H9ZM35 222H36V220H35ZM34 222V223H35ZM84 223H85V221H83ZM90 222V221H89ZM93 222V221H92ZM211 222V221H210ZM221 222V221H220ZM38 224H39V222H37ZM79 223V222H78ZM77 223V224H78ZM82 223V222H81ZM91 223V222H90ZM89 223V224H90ZM97 223V222H96ZM137 223V222H136ZM195 223V222H194ZM92 224V223H91ZM91 224H90V226H91ZM203 224V223H202ZM208 224V223H207ZM206 224V225H207ZM211 224V223H210ZM41 225V224H40ZM43 225V224H42ZM76 225V224H75ZM82 225V224H81ZM86 225H88V223L86 224ZM85 225V227L87 228V229H89L87 226ZM2 226H3V224H2ZM44 226V225H43ZM78 226V225H77ZM89 226V227H90ZM37 227H39V225L37 226ZM45 227H46V225H45ZM92 229H93V226L91 227ZM90 228V229H91ZM101 228V227H100ZM164 228V227H163ZM170 228V227H169ZM168 228V229H169ZM182 228V227H181ZM39 228H37V230H38ZM80 229H82V228H80ZM96 229V228H95ZM167 229V230H168ZM187 229H188V227H187ZM204 229V228H203ZM33 230V229H32ZM36 230V231H37ZM47 230V229H46ZM85 230V229H84ZM164 230V229H163ZM162 230V231H163ZM198 230V229H197ZM14 231V230H13ZM93 231V230H92ZM169 231V230H168ZM182 231H184V230H182V229H180L179 227H177V228H174V230H172V231H170L172 234V237H173V235H174V232H177V233H175L176 235L180 232H182ZM194 232H195V230H193ZM199 231V230H198ZM245 231V230H244ZM244 231H242V232H244ZM39 232V231H38ZM47 232V231H46ZM49 232V231H48ZM61 232V231H60ZM84 232V231H83ZM88 232V231H87ZM186 232V231H185ZM204 232H206V231H204ZM203 232V233H204ZM4 233V232H3ZM6 233H7V231H6ZM6 233H4L3 235H5ZM14 233V232H13ZM13 233H12V231H11V233H10V231H9V233H7V235H5L4 237L3 236H1V238L3 239V240H7V241H10V240H12L13 239ZM17 234H18V230H17V232H16ZM15 233V234H16ZM20 233V232H19ZM21 233H22V231H21ZM50 233V232H49ZM48 233V234H49ZM62 233V232H61ZM86 233V232H85ZM130 233V232H129ZM136 233V232H135ZM184 233V232H183ZM199 233V232H198ZM207 233V232H206ZM205 233V234H206ZM209 233H210V231H209ZM39 234V233H38ZM56 234V233H55ZM82 234V233H81ZM149 234V233H148ZM186 234V233H185ZM58 235V234H57ZM151 235V234H150ZM165 235V234H164ZM178 235H180V234H178ZM56 236V235H55ZM85 236V235H84ZM134 236V235H133ZM162 236V235H161ZM167 236H169V235H167ZM17 237V236H16ZM31 237V236H30ZM45 237H46V234H45ZM49 236H47V238H48ZM171 237V236H170ZM179 237H181V236H179ZM194 238H195V235L193 236ZM53 238V237H52ZM55 238V237H54ZM60 238V237H59ZM125 238V237H124ZM129 238V237H128ZM157 238V237H156ZM43 239H45L46 240V238H43ZM50 239V238H49ZM62 239H64L63 237H62ZM93 239V242L95 241L94 240V238H92ZM179 239V238H178ZM38 240V239H37ZM36 240V241H37ZM44 240V241H45ZM52 240V239H51ZM91 240V239H90ZM107 240V239H106ZM171 240V239H170ZM180 240V239H179ZM15 241V240H14ZM31 241H33V240H31ZM30 241V243H32ZM34 241H35V238H34ZM35 241V242H36ZM38 241H40V240H38ZM54 241V240H53ZM52 241V242H53ZM56 241V240H55ZM54 241V242H55ZM49 242V241H48ZM59 242V241H58ZM92 242V241H91ZM169 242V241H168ZM47 243V242H46ZM33 244V246L35 245L34 243H32ZM36 244L38 245V243L36 242ZM40 244V246H41V243H39ZM101 244V243H100ZM99 244V245H100ZM47 245V244H46ZM90 245V244H89ZM98 245V244H97ZM36 246V245H35ZM40 246H37V247H40ZM42 246H43V242H42ZM44 246H45V244H44ZM174 246V243L172 242V244L171 245H168V248H170V249H172L173 250V248H175V247H173ZM87 247H88V245H87ZM41 248V247H40ZM40 248H37V249H40ZM111 248V247H110ZM36 249V248H35ZM34 249V250H35ZM101 249H102V247H101ZM100 249V250H101ZM29 250V249H28ZM30 250H31V248H30ZM29 250V251H30ZM41 250H42V248H41ZM105 250V249H104ZM37 252L39 251V250H36ZM35 251V252H36ZM43 251V250H42ZM94 251V250H93ZM109 251V250H108ZM36 252V253H37ZM44 252V251H43ZM95 252V251H94ZM97 252V254H96V256H92V258L95 260V258L97 259V260H99L100 259V261L102 262V256H100V255H98V254H101V251H96ZM169 252V251H168ZM28 253H30V252H27V254H26V256L27 255H29ZM39 253H40V251H39ZM103 254H105V253H103ZM102 254V255H103ZM31 255V254H30ZM93 255H95V254H93ZM98 255V256H97ZM110 256V255H109ZM30 257V256H29ZM104 257V256H103ZM107 257H108V255H107ZM106 257V258H107ZM27 258V257H26ZM110 258V257H109ZM112 258V257H111ZM34 259H36V258H34ZM34 259H31V261L32 260H34ZM89 259H91V257H89ZM104 260H105V258H104ZM28 261H30V259L28 258ZM92 261V260H91ZM91 261H89L88 260V263L89 262H91ZM95 262V261H94ZM259 262V261H258ZM97 263H98V261H97ZM108 264V262H105V264ZM260 263V262H259ZM60 264V263H59ZM95 264H96V262H95ZM99 264H101V263H99ZM102 264H104L103 262H102Z\"/></svg>","mask_w":264,"mask_h":264},{"label":"crops","instance_id":"3","mask_svg":"<svg viewBox=\"0 0 264 264\" xmlns=\"http://www.w3.org/2000/svg\"><path fill=\"white\" fill-rule=\"evenodd\" d=\"M217 2V0H215ZM224 2V0H222V3Z\"/></svg>","mask_w":264,"mask_h":264}]
</instances>
